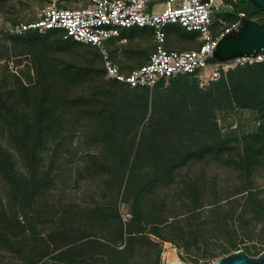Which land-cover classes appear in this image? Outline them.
<instances>
[{"label":"rangeland","instance_id":"374dc122","mask_svg":"<svg viewBox=\"0 0 264 264\" xmlns=\"http://www.w3.org/2000/svg\"><path fill=\"white\" fill-rule=\"evenodd\" d=\"M55 2L72 8L81 1L0 0V92L13 88L19 80L34 85L36 69L42 66V70L56 71L52 76H64L65 80L59 77L60 91L85 109L90 107L86 100L91 89L104 87L123 94L104 76L96 49L80 45L58 47L53 37L9 32L12 25L36 19L40 10ZM153 9L160 12L163 5L158 3ZM255 20L264 23V13ZM166 29L170 32L169 44L172 42L177 50L197 46L193 33L173 24ZM122 36L127 43L122 44L119 39L106 42L110 55L125 70L145 63L153 49L152 30H127ZM89 69L100 72L92 79L87 74ZM186 83L189 88L195 87L192 81ZM174 87L169 82L160 91L172 95ZM179 95L177 109L185 120L189 113L184 103L190 95ZM194 97L202 123L189 130L202 133L204 142L196 155L188 156L173 183L159 195L167 200L164 216L168 222L173 216L184 217L200 208L201 218L194 225L208 224L198 235L200 245L188 246L176 239L163 241L151 234L150 224L143 225L142 236L130 243L133 199L137 189L150 181V175L148 170L130 176L127 173L126 184L119 192L113 173L100 176L87 169L102 146L96 141L98 128L93 121H88L86 135L69 122L68 126L59 127L67 137L47 139L31 161L13 140L18 127H10L0 117V143L9 151L11 164L0 170V264H63L65 260L61 261L57 254L72 243L80 246V264H156L159 250V264H168L171 253L184 264H215L236 251L229 248L230 239L240 250L256 248L263 253L264 222L254 221L255 213L246 209V200L238 195L234 202L232 192L255 187L263 191L264 197V152L260 150L264 146V118L256 111L228 106L227 96L218 85L197 90ZM136 139H140L138 133ZM248 154L254 158L248 159ZM243 159L253 164H258L257 159L263 162L252 171L251 183L239 179ZM133 178L138 184L132 183ZM216 205L221 209L213 214L209 209ZM218 221L226 223L221 224L222 232L214 229ZM163 229L170 232L168 227Z\"/></svg>","mask_w":264,"mask_h":264},{"label":"trees","instance_id":"16d2710c","mask_svg":"<svg viewBox=\"0 0 264 264\" xmlns=\"http://www.w3.org/2000/svg\"><path fill=\"white\" fill-rule=\"evenodd\" d=\"M239 2L238 9L246 12L249 20H255L257 15L264 13L263 8L256 7L249 0H239ZM55 3L59 7L69 8L68 5ZM138 29L144 30L147 28ZM167 33L170 39V32L167 31ZM27 34L42 38L53 37L58 47L80 45L96 49V55L102 64V72L106 76L102 56L97 48L71 39L65 40L60 33L55 31H49L46 34L28 32L25 35ZM194 35V40H196L197 35ZM167 47L177 50L172 46V42L171 44L168 42ZM198 47L199 43L193 49ZM111 56L113 61L125 73L144 65L148 60L137 67L125 70L116 61L114 55ZM42 69V66L36 69L34 85H28L19 80L13 88L0 92V117L4 118L10 127H18L16 139L13 140L22 148L25 156L31 161L35 160L39 149L43 147L47 139H65L67 135L62 133L59 127L68 126V122L70 126L75 125L79 132L83 131V134L86 135V129H89L87 128L88 121H93L98 128L96 129V141L100 142L102 146L100 154L93 158L87 169L90 168L91 171L100 176L113 173L119 192L126 184L127 173L130 176L148 170L150 175V181L137 189L133 199V215L131 223H129L130 243L142 236L140 233L144 230L143 225L150 224L152 227L151 234L163 241H174L176 239L188 246L200 245L198 235L204 231L205 226H208L204 223L194 225L201 218L202 211H198L200 208H196L191 214L184 217L173 216L171 222H168L166 216H164L168 209L167 200L159 195L166 186L173 183L176 172L182 167L188 156L196 155L200 151L199 146L204 142L202 133L189 130L190 127H197L202 123L201 113L193 103L196 96L194 98L193 96L197 90L204 89L198 86L196 80L190 75L172 79L170 82L175 87L172 95H167L165 92L160 91L163 84H159L151 94L147 89L130 88L118 81L108 79L113 82V87L123 90V94L107 91L104 87L91 89V95L86 100L90 103V107L85 109L81 104L76 103L74 99L67 97L68 93L60 91L59 77L63 80L64 76L59 74L52 76L56 71H51L48 68ZM99 72L95 69L87 70V74L92 79L97 77ZM188 81H192L195 87H187L186 82ZM211 85H218L223 89L227 96L228 106L231 108L234 104L239 108L256 111L264 118V62L239 66L229 71L227 76L219 82ZM179 94L190 95V98L184 103L189 113L188 119L185 120H182L177 109L180 100L176 97L181 96ZM111 98H114L115 102H112ZM67 108L70 112L66 110ZM110 109L112 113L108 112ZM183 132L186 134L184 135ZM137 133L140 137L138 142L136 139ZM183 137L190 139H184ZM259 140L261 139H255L256 142ZM260 150L264 152V146ZM250 158H254L252 154H248V159ZM9 159V151L0 143V170L11 165L8 162ZM248 159L242 160V168L240 169L242 173L239 175V179L250 182L252 171L256 166L260 168L264 161L261 163V160L257 159L258 164H253L252 161L246 162ZM30 160H27L28 165H30ZM90 169L87 171L91 172ZM132 183L138 184L135 179ZM152 195L156 196L148 200L147 198ZM238 195L246 200V209L251 208L254 211L255 218L253 220L264 222L263 191L255 187H248L243 191L236 189L232 192L234 202L239 198L236 197ZM171 206V208H175L172 201ZM219 209H221V206L216 205L209 210L215 214ZM188 221H191V223L185 224ZM214 224V229L222 232L221 224L226 223L218 221ZM164 227L170 228V232H165ZM121 230L120 227V232ZM227 234L225 235L228 236ZM122 235L121 232L120 236L122 237ZM150 244L158 246L153 242H150ZM229 248L236 251L240 250L233 239H230ZM253 250L247 249L245 252L251 257L261 253L256 248L255 251ZM79 251L80 246L72 243L59 252L57 256L61 261H66L63 264H80L78 260L82 256ZM160 253L161 250H159L156 264H159ZM117 264L133 263L120 261Z\"/></svg>","mask_w":264,"mask_h":264},{"label":"built area","instance_id":"2783aa9c","mask_svg":"<svg viewBox=\"0 0 264 264\" xmlns=\"http://www.w3.org/2000/svg\"><path fill=\"white\" fill-rule=\"evenodd\" d=\"M80 1L72 8L59 7L56 3L47 5L36 20L16 23L9 32L24 35L55 31L65 40L91 45L99 50L108 79L150 92L159 84L183 75H190L205 89L239 66L264 62V54L227 61H218L213 56L218 42L231 32L239 35L244 20H249L247 13L238 9L239 0ZM158 3L163 9L155 12L153 7ZM170 24L196 34L199 47L185 51L169 49L166 28ZM136 28L152 30L154 49L144 65L125 73L111 58L106 42L119 39L125 44L128 40L122 36L123 31Z\"/></svg>","mask_w":264,"mask_h":264},{"label":"water","instance_id":"95a60500","mask_svg":"<svg viewBox=\"0 0 264 264\" xmlns=\"http://www.w3.org/2000/svg\"><path fill=\"white\" fill-rule=\"evenodd\" d=\"M249 1L264 9V0ZM258 54H264V23L253 20H244L239 35L231 32L221 39L213 50V56L218 61ZM215 264H264V252L258 257H251L244 250H238L219 259Z\"/></svg>","mask_w":264,"mask_h":264},{"label":"bare ground","instance_id":"6f19581e","mask_svg":"<svg viewBox=\"0 0 264 264\" xmlns=\"http://www.w3.org/2000/svg\"><path fill=\"white\" fill-rule=\"evenodd\" d=\"M168 264H182V263L180 262V260L178 259V257L175 254L171 253L169 255Z\"/></svg>","mask_w":264,"mask_h":264}]
</instances>
